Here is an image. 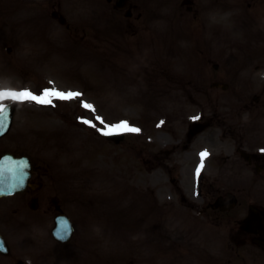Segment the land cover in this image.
<instances>
[{
  "label": "rangeland",
  "instance_id": "1",
  "mask_svg": "<svg viewBox=\"0 0 264 264\" xmlns=\"http://www.w3.org/2000/svg\"><path fill=\"white\" fill-rule=\"evenodd\" d=\"M91 1L63 0V13L66 12L72 22H78L79 28H83L81 31H84L73 35L74 42L82 44L84 54L81 63L74 48H70L69 45H66L68 48L55 45L58 40L53 39L52 34L49 35V30L39 26L33 33L31 32L32 25L28 21L29 18L32 14H42L44 11L38 10L29 3H22L18 7L15 5V0H0V22H3L0 26V58L15 60L13 64L3 62L0 65V88L11 90L22 80L23 84L20 87L31 86L36 94H40L37 89L46 85L48 80V82L51 81L52 88L55 84L59 89L66 91L83 90V95L79 98L67 101L55 100L56 107L52 109L46 106L38 108L30 103L19 107L22 119L24 115H33L35 120L36 117L56 118L57 125L60 123L66 125V134L60 133L56 138L49 135L48 126L45 123L33 120L26 126L30 135L29 139L35 140L33 144L36 148H33L32 152L42 155L50 164L52 176H49V179L53 182L51 188L65 197L66 209L73 217L75 216V237L78 231L80 232L76 240L77 246L69 248L75 244L71 242L72 244L62 247L51 244L48 248H44L46 250L43 263L53 264L54 259L60 255L61 260L66 261L61 264H264V261L256 256L261 251L237 231L238 227L234 219L242 216L240 210L227 216H220L223 219L220 224L176 204L174 189L169 183V174L165 172V169L155 168L156 165L151 166L145 158L156 161L158 152L164 153L171 148L176 135L172 129L175 130L176 126L184 135L190 136L191 141L186 145L183 142L180 150L177 151L179 162L171 153L167 162L183 167L182 170L180 168L181 174L175 167V173L185 185V198L195 203L197 207L200 205L201 198L196 193L195 176L198 163L201 161L200 154L205 150L209 153V158L204 160L205 169H207V165L214 163V156L231 151L234 143L228 138L222 139L219 134L222 130L228 129L227 126L235 125L231 115L234 110L237 113L241 108L240 102L233 99L232 93L244 94L243 102L247 98L246 93L242 92V87L238 85L237 79L233 80L231 73L235 70L231 67L232 65L227 64L224 58L215 55L214 52L211 53L212 51L208 50L206 45L194 48L192 42L190 52L173 51L179 38L177 31L181 28L177 25V20L171 17V13L174 10L173 3L178 4L180 0H165L163 18L159 21L145 18L146 25L151 23L153 26L156 23L160 25L162 36H159L158 40L162 43V49L166 54L165 60L160 62L155 61L151 54L155 52L156 45L150 36H146L141 31L143 19L133 21L130 28L125 22L127 20L122 17L115 18L114 24L118 21L120 28L114 29L109 34L112 18H107L106 13L113 17V10L109 6L106 7V13L102 9L92 10L88 6L89 3L92 4ZM131 1H139L142 8L148 7L146 0ZM215 2L218 4L216 7L221 9L229 0H205L199 9L203 20L209 21L205 22L203 27L204 32L208 31L206 34L208 38H215L217 34L214 36V31L218 33L224 24L221 10L225 7L216 11L211 9ZM245 2L242 5L240 3L235 5L244 8ZM76 6L79 8L74 9ZM262 13L255 12V20L259 28L264 26ZM12 17L14 20L8 22ZM181 17L185 19L183 24L186 21L189 23L191 19L189 15ZM168 18H173L174 21ZM242 21L245 22V20ZM195 27H197L196 23ZM127 29L129 32L124 34L122 30ZM131 29L138 30V35L133 36ZM9 30L22 32H17L20 38H13L10 41V37H7ZM55 30L59 31L56 28ZM170 31L175 33H167ZM31 34L34 41L38 40L42 43L41 51H31L32 40L29 37ZM138 36L140 42L137 40ZM65 43L68 44L67 41ZM186 44L188 45L187 41ZM217 45H219L218 41H214L212 47L216 48ZM140 49L148 50L146 59L144 57L138 59L142 67L140 64L134 66L131 61V57L133 55L137 57ZM168 50H172L173 55H169ZM239 50L244 52L242 48ZM94 51L99 54L97 69L93 59ZM111 53L119 64L131 63L128 71L121 69L117 71L107 64ZM261 55L260 58L255 59V80L258 82L264 80V55ZM239 56L241 57V54ZM209 58H212V63L218 62L220 68L215 72L212 63L206 65V73L202 72L203 77L200 78L204 80H199L197 66L200 67V62L205 63ZM34 65L43 76H46V79L33 75L31 71ZM251 68L254 66L251 65ZM13 69L15 71H12ZM155 71L158 73L164 71L168 80H149L150 77H155ZM53 72L66 73L76 78L75 80L80 81V86L78 82H65V79L60 76H48ZM109 73L112 80L108 82L105 79H108ZM212 74L223 81L230 82V91L209 87L212 80L208 79L212 77ZM139 76H144L147 80H139ZM170 80L178 82L172 84L179 87V93L170 89L165 90ZM156 83L159 87H163L161 101L158 100L161 99L159 96L156 99L155 95L151 94L153 91L157 93V89H152ZM87 86L93 87L95 92L87 90ZM95 86H98L99 90ZM199 86L204 88L202 93L198 91L200 95L197 96L195 90L200 89ZM185 87L188 89L183 90ZM172 94H177L176 103L175 100H171ZM132 96H135L132 103L124 102ZM192 97L198 102L196 103ZM228 99L232 100V103ZM83 101L93 107L97 106L99 113L96 111L98 114L95 115L96 112L86 110L82 106ZM176 104L179 105L177 109ZM159 106L161 111L155 113L156 115L152 117L154 120L143 123L142 120L147 119V109H153L154 112ZM217 113L227 117L226 124L222 127L217 128L214 126L217 123L213 121L206 125L202 133H189L192 121L196 117L204 114L207 121L213 117L219 118ZM96 116L102 117L106 124L127 121L130 127L137 128L135 126L139 124L143 128L134 132L130 145L128 141L115 145L100 138L99 129L103 125L95 119ZM79 118L93 121L96 127L86 125ZM161 120V123L158 122ZM155 121L158 123L154 126ZM48 122L52 123V120ZM32 132H37L38 135L35 136ZM255 132H260L264 136V129H255ZM78 135L82 137V140L73 141V137ZM75 145H80L85 151L78 157L70 156L68 153ZM160 159L162 160L161 157ZM71 160V166L68 168L65 163L69 165ZM81 161L82 166L89 169H84ZM147 167L153 169L152 172H146ZM220 183L226 184L223 180ZM146 185L161 187V199L165 209L158 207L156 194L154 197L157 206L147 193H142ZM129 187L134 190H124ZM180 199V197L177 198L179 204H181ZM168 201L172 203L165 205ZM255 202L260 203L256 200ZM215 215L213 214L212 217ZM203 221L207 224L200 223ZM203 225H208L210 229ZM30 228L25 227V231L29 237H33L35 235ZM49 229L50 226L47 225V229L39 228L37 231L46 234L45 239H48ZM7 231L11 232L8 229ZM14 241H16L15 238ZM62 248H64L63 251ZM241 254L246 255L245 261L239 259ZM37 258L36 256L34 259Z\"/></svg>",
  "mask_w": 264,
  "mask_h": 264
},
{
  "label": "snow or ice",
  "instance_id": "2",
  "mask_svg": "<svg viewBox=\"0 0 264 264\" xmlns=\"http://www.w3.org/2000/svg\"><path fill=\"white\" fill-rule=\"evenodd\" d=\"M83 94L81 92H73V91H60L58 89L49 87L42 89L40 94H36L28 89H23L21 91H3L0 90V100H3L6 96L10 97L12 101H32L36 102L39 105L52 106L53 105V97L60 101H67L73 98H79ZM10 104L0 103V114L4 116V121L7 120V112L6 110L10 107ZM83 107L87 109H92L93 105L84 102L82 104ZM82 119V118H79ZM95 119L99 121L103 127L99 129V131L106 136L118 135L124 132H138L140 129L130 127L127 121H120L115 124H106L102 117L96 116ZM4 121H0L3 123ZM82 122L86 125H90L92 127H96V125L91 120L82 119ZM209 153L207 150L200 154L201 163L197 168V174L200 173V169L204 166V158L208 156Z\"/></svg>",
  "mask_w": 264,
  "mask_h": 264
},
{
  "label": "flooded vegetation",
  "instance_id": "3",
  "mask_svg": "<svg viewBox=\"0 0 264 264\" xmlns=\"http://www.w3.org/2000/svg\"><path fill=\"white\" fill-rule=\"evenodd\" d=\"M112 1V0H109ZM190 2H192V0H188ZM117 3V0L114 2V4ZM124 3V1H123ZM250 81L249 84H253L254 88H255V82L253 80H248ZM247 89V88H245ZM257 94L252 97V99L254 101H262L264 102V88L260 87L257 90ZM243 93H245V91H243ZM241 111L243 112V117H245L246 120H249L251 123H253V131H251L250 135L248 136V139L246 141V146H247V151H244L242 148L243 147H238L237 149L240 151V153L242 154V156H244V159L246 160L245 164L247 166H251L252 167V174L255 175V170L257 172L258 175H261L264 178V156H260L255 152V112H257V110H255V108L250 107V105L246 104L244 108L241 109ZM247 121V122H249ZM245 126H240V128H243ZM244 135L241 133V131L239 132V139H240V146L244 145ZM251 149V150H250ZM18 155L24 154L26 152H20L19 148H17L16 150ZM243 153L245 155H243ZM261 163V165H260ZM33 172H35V170L33 169ZM36 172L38 175V178L41 176V172L40 169L38 167H36ZM27 194H29L30 196H32V194L29 191H26ZM250 206V205H249ZM248 206V207H249ZM203 211V209L201 210ZM14 212H17V209L14 210Z\"/></svg>",
  "mask_w": 264,
  "mask_h": 264
}]
</instances>
